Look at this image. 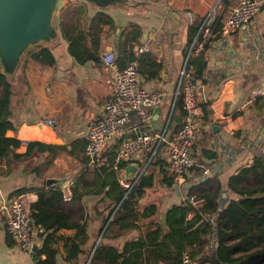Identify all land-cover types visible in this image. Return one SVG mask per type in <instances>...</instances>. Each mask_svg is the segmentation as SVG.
Returning <instances> with one entry per match:
<instances>
[{"label":"crops","instance_id":"0c3cea01","mask_svg":"<svg viewBox=\"0 0 264 264\" xmlns=\"http://www.w3.org/2000/svg\"><path fill=\"white\" fill-rule=\"evenodd\" d=\"M140 1L139 6L102 8L113 16L116 27L101 30L96 16L100 7L86 0H65L64 4L83 8L63 19L65 37L56 22L59 40L48 44L52 46L55 64L26 54L16 71L8 76L13 85L11 120L15 129L7 130L6 134L22 141L17 152L25 151L27 143L32 141L48 147L35 149L32 155L11 162L0 159V206L9 205L16 196L13 192L19 188L48 189L46 179L50 176L70 175L68 182L60 187L62 190L70 182L72 187L74 180L83 174L94 177L99 168L103 169L104 177L108 173L112 181L126 186L129 182L121 177L122 171L110 165L116 162L122 140L134 135L137 125L154 132L166 128L169 134L180 126L183 111L181 108L174 111L175 92L186 58L188 27L208 15L214 6L215 17L219 15L222 22L235 0ZM260 2L258 15L246 28L218 33L206 51L204 86L198 96L201 104H208V115L205 116L202 107L201 127L193 148L195 165L187 171L183 181L174 180L172 185L162 182L160 167L154 166V185L146 189L138 209L143 211L155 203L156 213L140 215L137 228L121 230L114 224L107 229L109 222L104 225L103 218L111 202L109 199L100 200L98 194L85 195L77 202L63 198L62 206L76 219L81 215L87 219L88 237L81 246L80 264L92 259L99 244L122 249L127 241L137 239L156 226L155 223L150 226V222L164 223L166 210L184 200L193 185H197V194L219 191L220 209L237 197L229 188L230 177L240 167L251 163L255 155L264 153V0ZM132 22L142 27L141 44L149 42L147 51L163 63L158 77L148 80L140 73V81L147 88L163 89L165 96L159 107L151 109L147 119L140 121L133 114L124 133L91 163L84 154L88 130L103 114L104 102L114 92L113 78L102 56L114 50L118 66L126 65L119 57L130 36L127 39L122 36L120 49L118 43L121 31ZM46 117L55 118L57 127L44 122ZM155 152L168 164L165 144L158 149H142L128 162L137 163L138 172L146 170ZM112 192L116 194L117 185L112 187ZM21 195L30 207L38 200L36 191ZM58 233L68 236L75 230L64 228ZM34 237L39 245L41 238L37 236L36 226ZM59 245L62 252L56 264H68L62 241ZM187 250L199 251L198 248ZM0 264H37L31 252L23 250L12 235L8 236L3 222H0Z\"/></svg>","mask_w":264,"mask_h":264},{"label":"trees","instance_id":"16d2710c","mask_svg":"<svg viewBox=\"0 0 264 264\" xmlns=\"http://www.w3.org/2000/svg\"><path fill=\"white\" fill-rule=\"evenodd\" d=\"M82 8L72 3L64 4L59 8L55 19L61 31L65 16L74 15ZM64 10L65 13L62 15L61 12ZM96 16L101 30L116 27L113 16L104 9L101 8ZM203 19L204 17H200L188 27L186 55ZM220 26L221 17L217 15L212 21V27L218 30ZM62 33L64 36L63 31ZM142 35V27L134 22L129 24V28L121 31L119 49L123 41L122 36H125V39L130 36V41L125 43L119 61L125 64L129 60H137L139 72L145 79L150 80L160 75L163 63L152 52H136L135 44L141 45ZM212 40L206 43L207 47ZM27 56L51 65L56 61L52 46L46 43L35 45ZM191 63L195 69V77L203 79L206 68L204 53L193 56ZM119 66L123 68L125 65ZM12 96V82L0 69V159H6L7 162L30 156L35 149L42 150L48 147L42 142L32 141L27 143L25 151H16L21 147L22 141L6 134L7 130L15 129L11 120ZM200 105L205 111V116L208 115L206 109L208 104L200 102ZM178 108L183 111L181 97L175 101L174 111ZM127 163L126 160H120L112 161L110 165H116L117 169L121 170ZM156 165L163 174L162 182L172 185L174 179L167 174L168 164L160 159L158 152H155L147 169L135 182H130L129 187L123 188L118 182L112 181L108 173L104 177L103 169L99 168L94 177L83 174L74 180L70 201L77 202L83 196L90 194L101 195L100 200L106 201L107 198L111 201L103 218L104 225L109 222L107 229L114 224L121 230L137 228L139 227L137 221L141 216L153 215L157 211L155 203L148 205L142 209L143 211L138 209L139 201L146 189L154 185L155 172L152 167ZM115 185H117L116 194L112 192V187ZM229 188L237 197L231 198L220 209L219 191L197 194V185L191 186L188 194L203 198L200 204L194 205L188 200L172 204L166 210L164 223L150 222L149 225L155 223L156 226L137 239L127 241L122 249L114 245L99 244L89 264H157L159 262L182 264L183 254L188 248L199 249L198 252L190 251L193 256H200L204 252L200 258L209 264H264V153L255 155L251 163L240 167L230 177ZM27 191H36L38 194V200L31 205L37 236L41 238V243L36 245V249L32 252L34 260L37 264H56L58 255L62 252L59 245L62 241L64 258L68 264H80L81 246L88 237L87 219L83 215L76 219L62 206L63 194L60 187L54 186L48 189L22 187L15 190L12 195H20ZM111 216L113 218L110 220ZM64 228L74 229L75 233L68 236L59 234L58 232ZM7 234L11 236L10 233Z\"/></svg>","mask_w":264,"mask_h":264},{"label":"built area","instance_id":"2783aa9c","mask_svg":"<svg viewBox=\"0 0 264 264\" xmlns=\"http://www.w3.org/2000/svg\"><path fill=\"white\" fill-rule=\"evenodd\" d=\"M260 9V0H235L234 5L223 18L220 28L215 30L212 27V21L215 18L216 6L212 8L210 13L204 17L180 71V79L175 92V101L178 97L182 100L183 118L180 126L171 134L166 128L154 132L138 125L135 126L134 135L122 140L117 150L116 162L128 161L142 149L148 147L158 149L165 144L169 156V175L176 181L184 180L187 171L195 165L193 148L199 136L202 120V108L198 94L204 86L203 79L195 77L191 58L201 52L206 55L208 49L206 43L214 39L218 33H230L246 28L258 15ZM148 49L149 42L135 47L138 53ZM102 59L113 78L114 92L105 100L103 114L91 123L88 130L84 154L91 163H94L102 151L124 133L133 114L140 121L147 119L151 109L159 107L165 96L163 89H150L141 83L137 60H129L123 68H120L116 62L114 50L104 52ZM44 122L57 127V121L53 117H46ZM128 185L130 182L127 183ZM62 194L65 200L71 198V182L63 187ZM184 200L197 205L203 201V198H197L195 194H187ZM0 222L4 223L7 232L17 239L23 250L32 252L36 245L35 225L31 207L23 195H16L9 205L0 206ZM200 257L193 256L189 250H186L182 257V264H209Z\"/></svg>","mask_w":264,"mask_h":264},{"label":"water","instance_id":"95a60500","mask_svg":"<svg viewBox=\"0 0 264 264\" xmlns=\"http://www.w3.org/2000/svg\"><path fill=\"white\" fill-rule=\"evenodd\" d=\"M86 1L104 9L142 4L140 0ZM63 4L64 0H0V69L5 75L15 72L22 58L35 45L59 40L55 15ZM137 166L135 162H128L121 169V177L135 182L145 171L138 172ZM69 178L70 175L50 176L46 179V187H62ZM35 249L36 245L32 252Z\"/></svg>","mask_w":264,"mask_h":264},{"label":"rangeland","instance_id":"374dc122","mask_svg":"<svg viewBox=\"0 0 264 264\" xmlns=\"http://www.w3.org/2000/svg\"><path fill=\"white\" fill-rule=\"evenodd\" d=\"M57 13H58V11L56 12V14H57ZM63 13H65V11H62V12H61V14H63ZM56 16H57V15H55V18H56ZM55 22H56V19H55ZM154 169H155V167H152V170H154ZM124 187H125V188H126V187H129V185L127 186V183H126V186H123V188H124ZM120 189H121V188H120ZM120 189H119V190H120ZM89 262H90V260L87 259L86 262H85L84 264H89Z\"/></svg>","mask_w":264,"mask_h":264}]
</instances>
